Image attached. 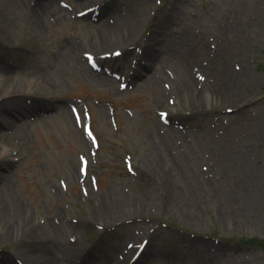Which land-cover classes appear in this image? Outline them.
I'll use <instances>...</instances> for the list:
<instances>
[{"label": "rangeland", "instance_id": "rangeland-1", "mask_svg": "<svg viewBox=\"0 0 264 264\" xmlns=\"http://www.w3.org/2000/svg\"><path fill=\"white\" fill-rule=\"evenodd\" d=\"M79 1L0 0V264H264V0Z\"/></svg>", "mask_w": 264, "mask_h": 264}, {"label": "bare ground", "instance_id": "bare-ground-1", "mask_svg": "<svg viewBox=\"0 0 264 264\" xmlns=\"http://www.w3.org/2000/svg\"><path fill=\"white\" fill-rule=\"evenodd\" d=\"M87 1L88 0H80L79 4L87 3ZM38 2H40V0H38ZM47 3H48V0H41V4L39 5L40 9H38V10L29 6L31 16L37 24L43 20V18H42L43 14L45 13V11H48V9H49V5ZM96 3H97V1L94 3V5ZM36 4H37V2H36ZM107 5L108 4H106L105 6H107ZM134 28H135V24H131V25H129L126 32H124V29H122L120 31H116L117 32V34L115 36L116 38H113L114 36H113L112 32L114 31L115 27H111V26L107 27V33L105 36L102 37L101 41L104 40L106 44H109L111 41L124 40V38L126 36L130 35L134 31ZM112 39H114V40H112ZM144 49H146L145 52L147 55V53L149 52L150 46L147 48L145 46ZM152 50H154V48H152ZM129 54H130L129 51H128V53H126V52L124 53V55H123L124 63H125V59H127ZM0 69H3L2 72H4V74L2 76H0L1 77L0 82H2V83L9 82L10 75H8V74L6 75V73H8L9 69H11V68L4 66V67H0ZM196 82L197 81H196L195 77L193 75H191L189 83H190L191 87H193V88L190 87L191 90H190V92H188L187 96L184 99L185 103H187V105L192 107L194 110L199 109L201 107V105L203 104V101H207V97H206L205 93L194 88V83H196ZM211 87H212V94L211 95L213 96L212 101L215 100L218 105L223 103V102L228 103L230 100H232L234 98V95L232 94V91H231V87H229V84L222 82L221 78L219 79V78L215 77L214 83H211ZM210 92H211V90H210ZM16 109L19 111V109H22V107L20 105H17ZM6 115L10 118L14 117V115L8 110H6ZM0 152L4 153L5 150H1ZM10 164H11L10 158L5 159L3 157H0V170L5 169L6 167L10 166ZM111 205H112V203H111ZM11 225H13V224H9V225L5 226V229L3 232L5 237H8V238L14 237L13 234L15 232H18L19 230L21 231V229H22V227H20L19 224L17 225V229H15V230H14V226H11ZM27 253H31L29 248L27 249ZM5 264H11V262L6 261ZM27 264H33V263H30L28 261ZM49 264H53L52 260L49 261Z\"/></svg>", "mask_w": 264, "mask_h": 264}, {"label": "trees", "instance_id": "trees-1", "mask_svg": "<svg viewBox=\"0 0 264 264\" xmlns=\"http://www.w3.org/2000/svg\"><path fill=\"white\" fill-rule=\"evenodd\" d=\"M245 244H249L250 246H258L259 248H264V240H258L256 238H252L249 241H244Z\"/></svg>", "mask_w": 264, "mask_h": 264}]
</instances>
